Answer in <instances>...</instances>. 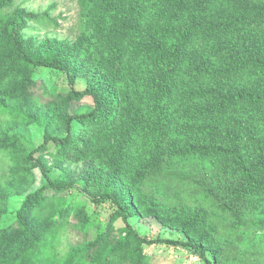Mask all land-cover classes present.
<instances>
[{"label":"trees","instance_id":"obj_1","mask_svg":"<svg viewBox=\"0 0 264 264\" xmlns=\"http://www.w3.org/2000/svg\"><path fill=\"white\" fill-rule=\"evenodd\" d=\"M83 3L87 12L92 10L94 0ZM6 4L3 0L0 8ZM164 14L162 24L145 29L142 22L136 25L122 12L110 28L111 36L120 42L137 39L139 53L153 60L152 94L159 119L151 116L147 130L163 139L155 146L160 155L153 168L164 173L174 160L194 156L217 160L219 165L209 176L217 182L220 176L226 180L208 191L238 223L246 203L264 200V0H172ZM23 27L21 16L0 25V158L8 157L5 186L17 178L32 181L34 168L41 169L47 183L27 196L15 225L1 234L0 264H151L146 247L159 244L192 249L207 264H220L219 255L210 257L211 250L201 239L146 238L134 229L130 219L136 214L135 185L122 176L127 157L123 150L103 145L118 119L114 100L99 84L76 89L67 56L58 50L47 55L34 51L24 43ZM120 52L119 45L113 46L117 73L122 65ZM224 54H229L225 67L210 66L212 58ZM41 68L65 73L70 92L40 103L33 89L35 73ZM187 68L189 81L184 79ZM216 76L239 84L238 89L224 96L218 90L221 83L204 82ZM86 97L94 101L91 111H69L71 103ZM179 105L182 115L177 112ZM74 123L81 126L78 134ZM36 125L45 129L44 142L28 146L16 132ZM174 129L183 135L172 136ZM51 147L57 162L99 159L109 162L111 169L105 180L98 178L91 200L97 205L108 202L115 211L94 239L72 246L65 257H59L57 250L73 215L87 236L91 222L84 208L58 197L73 185L52 176L44 160ZM46 190L54 195L44 194ZM119 220L125 224L124 232L116 228Z\"/></svg>","mask_w":264,"mask_h":264},{"label":"rangeland","instance_id":"obj_2","mask_svg":"<svg viewBox=\"0 0 264 264\" xmlns=\"http://www.w3.org/2000/svg\"><path fill=\"white\" fill-rule=\"evenodd\" d=\"M7 1L8 4L0 8V25L4 20L21 16L24 20V43L44 55L58 50L59 53H56L67 56L66 61L73 68L76 89L82 91L88 85L99 84L114 100L118 119L105 134L103 145L123 150L127 157L122 176L127 184L135 185L136 214L130 219L134 229L146 238L201 239L211 250L210 257L214 253L219 255L220 264H264V200L252 199L246 203L243 218L237 223L235 216L225 212L208 191L218 184L223 186L226 180L220 176L221 181L217 182L209 176L211 170L219 165L217 160L194 156L174 160L164 173H158L159 169L153 168L155 159L160 155L155 146L163 140L156 137L158 132L147 130L151 116L157 121L159 119L154 111L157 100L152 94L150 68L153 60L139 53L137 39L120 42L111 36L110 28L122 12L134 24L142 22L145 29L157 27L163 23L164 12L172 0H94L92 10L88 12L83 0ZM159 2L164 3L161 8L156 4ZM115 45L121 47L119 73L112 61ZM228 57L229 54H224L212 58L210 66L214 69L225 67ZM187 71L184 79L189 81L190 69L187 68ZM35 79L37 85L33 95L43 104L54 99L56 94L71 90L67 75L61 71L41 68L35 73ZM204 82L210 85L221 83L223 90H218L224 96L239 87V84L221 80L219 76L214 80L204 79ZM93 107V99L86 97L71 103L69 111L81 114ZM177 112L182 115L181 105ZM80 130L81 126L74 123V133L78 134ZM173 132L172 136L183 135L177 129ZM16 133L24 137L28 146H39L45 138V129L39 125ZM54 151L55 148L51 147L44 155L52 176L62 178L64 184L73 185L58 197L84 208L91 222L87 236L77 226L78 219L73 215L70 224L62 231L57 250L59 257H65L72 246L85 239H94L100 225L103 228L107 224L115 207L108 202L97 205L91 200L92 194L98 190V178L105 180L111 170L109 162L99 159L57 162L53 157ZM8 168V157L2 156L0 236L9 226L15 225L27 196L47 183L41 169L34 168L32 181L17 178L5 186ZM44 194L52 196L54 192L46 190ZM116 228L124 232V222L117 221ZM146 253L151 264H207L198 252L185 247L159 244L147 246Z\"/></svg>","mask_w":264,"mask_h":264}]
</instances>
